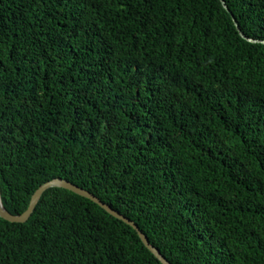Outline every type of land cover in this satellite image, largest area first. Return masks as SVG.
<instances>
[{
  "label": "trees",
  "instance_id": "1",
  "mask_svg": "<svg viewBox=\"0 0 264 264\" xmlns=\"http://www.w3.org/2000/svg\"><path fill=\"white\" fill-rule=\"evenodd\" d=\"M0 0V181L61 177L174 264H264V0ZM233 14V15H232ZM0 264H163L89 198L0 215Z\"/></svg>",
  "mask_w": 264,
  "mask_h": 264
},
{
  "label": "water",
  "instance_id": "2",
  "mask_svg": "<svg viewBox=\"0 0 264 264\" xmlns=\"http://www.w3.org/2000/svg\"><path fill=\"white\" fill-rule=\"evenodd\" d=\"M224 7L231 12L230 7L228 6L226 0H221ZM232 13V12H231ZM233 15V14H232ZM233 19L235 21V24L240 32V34L247 39L250 42H263L264 40H260V39H255L252 38L250 36H248L240 27L238 20L236 19V17L233 15ZM52 187H62V188H66L68 190H71L81 196H84L86 198L91 199L92 201H94L95 203L99 204L102 208H104L106 211H108L111 215L123 220L124 222L128 223L129 225H131L132 227H134L137 232L139 233L142 241L144 242V244L154 253V255L163 263V264H174L172 263L163 253L162 251L155 246L153 243H151L150 239L148 238V236L146 235V233L140 228V226L130 217L126 216L124 213H122L120 210L116 209L115 207H113L111 204L105 202L104 200H102L99 196H97L95 193H93L92 191L79 186L78 184L65 179V178H61V177H56L53 178L47 182H45L44 184H42L41 186L38 187V189L35 191V193L32 195L30 204L28 206V208L21 214H13L11 213L5 206L4 202H3V198H2V192H1V181H0V215L1 217H3L4 219L11 221V222H26L30 216L32 215V213L34 212L37 203L39 202L40 198L42 197L43 193Z\"/></svg>",
  "mask_w": 264,
  "mask_h": 264
}]
</instances>
